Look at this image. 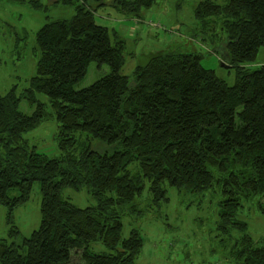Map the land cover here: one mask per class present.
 <instances>
[{"label": "trees", "instance_id": "1", "mask_svg": "<svg viewBox=\"0 0 264 264\" xmlns=\"http://www.w3.org/2000/svg\"><path fill=\"white\" fill-rule=\"evenodd\" d=\"M156 1L113 0L111 7L137 15ZM57 2L74 6L75 14L48 21L36 34V75L23 94L34 112H21L15 87L0 94V207L8 209L12 228L0 240V264H136L144 239L133 230L122 240V220L136 211L146 182L152 206L169 201L167 187L220 188L218 231L229 260L264 264V240L254 241L238 219L243 203L264 197V65L247 66L264 47V0H205L195 8L202 29L221 27V60L236 69L233 86L205 69L197 54L154 56L130 79L122 75L124 43L96 24L105 1ZM92 63L108 65L109 73L77 88ZM38 94L48 97L52 113ZM54 118L61 156L49 158L24 136ZM35 184L42 220L22 238L13 212ZM68 188L85 190L96 204L77 208L62 197ZM259 209L264 215V202ZM99 244L111 252H96Z\"/></svg>", "mask_w": 264, "mask_h": 264}, {"label": "rangeland", "instance_id": "2", "mask_svg": "<svg viewBox=\"0 0 264 264\" xmlns=\"http://www.w3.org/2000/svg\"><path fill=\"white\" fill-rule=\"evenodd\" d=\"M104 1L106 5L96 10L95 20L97 25L108 28L110 35H117L116 38L112 36L113 39L124 43L122 75L132 79L135 69L146 65L154 56L197 54L202 56L201 65L205 69L214 71L229 86L235 84L236 69L221 60V27L216 24L210 31L204 30L194 17L197 4L205 0H157L137 15L120 13L108 4L113 0ZM213 1L225 3L226 0ZM74 14V6L57 0H0V94L5 95L15 87L22 98L20 110L24 114L30 115L35 110V105L23 94L36 75L39 58L36 34L48 21L70 20ZM214 34L218 41L211 37ZM16 39H21L19 45H15ZM263 65L264 47L259 49L255 62L247 66L255 69ZM109 71L108 65L100 67L92 63L77 88L91 86ZM37 99L51 112L47 96L38 94ZM59 127L55 118L48 119L24 138L38 154L58 158L61 156L57 139ZM145 185L143 196L135 202L136 211H129L122 220V240L129 239L133 230L139 231L144 239L136 264H232L229 244L218 231L220 204L224 201L220 188L215 186L202 193H192L167 187L169 201L152 206L148 183ZM62 197L79 209L96 204L85 190L68 188ZM263 199L257 197L243 203L238 214V219L247 223V232L254 241L264 240V215L259 209ZM41 201L39 184H35L28 201L13 212V224L22 238H29L39 229ZM11 229L8 209L1 206L0 240L8 239ZM94 250L111 252L100 244Z\"/></svg>", "mask_w": 264, "mask_h": 264}, {"label": "crops", "instance_id": "3", "mask_svg": "<svg viewBox=\"0 0 264 264\" xmlns=\"http://www.w3.org/2000/svg\"><path fill=\"white\" fill-rule=\"evenodd\" d=\"M108 4L111 6L112 3H108ZM15 227H16V226H15ZM16 229H17V227H16ZM17 230H18V229H17ZM18 232H19V231H18ZM20 235H21V234H20Z\"/></svg>", "mask_w": 264, "mask_h": 264}, {"label": "water", "instance_id": "4", "mask_svg": "<svg viewBox=\"0 0 264 264\" xmlns=\"http://www.w3.org/2000/svg\"><path fill=\"white\" fill-rule=\"evenodd\" d=\"M225 66V65H224Z\"/></svg>", "mask_w": 264, "mask_h": 264}]
</instances>
